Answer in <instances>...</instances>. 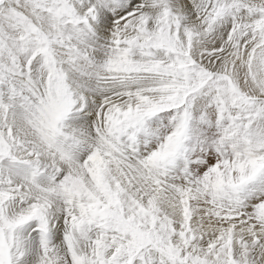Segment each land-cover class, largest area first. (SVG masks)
I'll list each match as a JSON object with an SVG mask.
<instances>
[{"label":"snow or ice","instance_id":"1","mask_svg":"<svg viewBox=\"0 0 264 264\" xmlns=\"http://www.w3.org/2000/svg\"><path fill=\"white\" fill-rule=\"evenodd\" d=\"M0 264H264V0H0Z\"/></svg>","mask_w":264,"mask_h":264}]
</instances>
